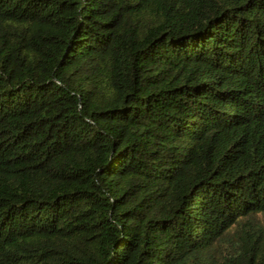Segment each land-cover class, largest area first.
<instances>
[{
	"label": "trees",
	"instance_id": "16d2710c",
	"mask_svg": "<svg viewBox=\"0 0 264 264\" xmlns=\"http://www.w3.org/2000/svg\"><path fill=\"white\" fill-rule=\"evenodd\" d=\"M0 264H264V0H0Z\"/></svg>",
	"mask_w": 264,
	"mask_h": 264
}]
</instances>
